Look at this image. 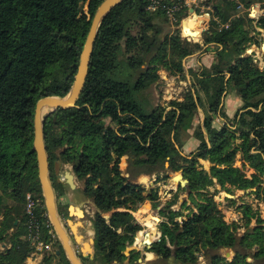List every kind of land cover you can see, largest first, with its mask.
<instances>
[{"label": "trees", "instance_id": "1", "mask_svg": "<svg viewBox=\"0 0 264 264\" xmlns=\"http://www.w3.org/2000/svg\"><path fill=\"white\" fill-rule=\"evenodd\" d=\"M102 1L0 0V184L17 204L1 214L0 243L5 248L0 252V264H24L33 251L30 244L21 239L27 233L21 224L26 219L20 218L18 206L24 202L27 193H32L42 200L40 214L45 213L32 152L35 104L41 98L64 97L69 92L90 21ZM148 2L124 0L107 15L98 31L85 86L76 106L56 110L44 121L50 181L57 193L63 183L58 182L55 174L56 150L64 141L71 146L77 145L74 154H63V162L71 163L75 176L85 181L87 197L97 210L92 219L96 259L89 263L95 260L96 264H139L140 254L125 256L123 252L126 246L133 245L142 230L132 212L145 200L154 203L157 189L144 196V187L133 183L129 177L159 174L166 162L171 170L178 171L184 169L179 161L193 164L198 160L208 161L212 164L209 172L194 173L198 180L203 182L205 179L204 188L214 183L222 187L232 185L239 190L257 187V198L264 200V69L254 64L251 55L245 54L244 43L252 40L244 23L252 20L233 18L231 14L235 7H247L252 1L220 0L222 7L213 8L218 23L211 21L212 31L205 34V30L203 36L204 44L215 46L216 66L213 70L201 68L184 101L178 106L172 105L175 109L169 111L165 108L149 110L135 100V95L148 89L158 78L152 68L145 69L143 65H161L172 74L183 75L182 60L202 46L183 41L179 30L161 42L159 31H154L152 22L155 16L163 15L147 13ZM86 3L85 14L82 8ZM252 14L260 17L264 12L253 8ZM205 22L209 27V18ZM221 25L228 27L219 28ZM175 26H179V22ZM258 27L264 29V19L258 22ZM121 42L125 46V55L130 54L123 68H119L117 60ZM167 57L171 60L168 66L165 63ZM126 67L136 72L135 77L132 78L129 71L126 80L118 79ZM229 88L243 105L228 130L224 127L216 131L211 114H219L227 126L230 122L221 106ZM201 95L207 101V111L202 128L195 134L199 146L188 160L181 156L176 146L182 150L179 135L192 128L197 106L203 108ZM105 119L110 120L112 127L105 125ZM236 134L242 144L231 155L238 152L244 155L254 171L250 179L236 175L231 161L225 164L226 158L218 159L229 141L236 140ZM124 156H127L129 177L121 176L119 170ZM222 164L224 169L217 168ZM191 185L195 188V182ZM190 199L197 213L181 223L172 219L161 222L160 245L152 252L166 261L171 255V246L176 249V258L184 259L186 264H197V251L191 247L201 244L205 249L206 264H226L218 254L221 249L232 250L236 264L264 261V249L251 255V262L246 261L244 245L249 236L237 237L230 231L211 198L196 201L190 196ZM244 213L248 217L247 226L250 212ZM47 222L48 218L40 215L42 239H48L49 231H53L51 225L47 227ZM10 230L13 234L7 248L3 235ZM251 231L264 237V227H255ZM255 244L254 240L248 248ZM53 245L61 246L57 238Z\"/></svg>", "mask_w": 264, "mask_h": 264}, {"label": "rangeland", "instance_id": "2", "mask_svg": "<svg viewBox=\"0 0 264 264\" xmlns=\"http://www.w3.org/2000/svg\"><path fill=\"white\" fill-rule=\"evenodd\" d=\"M202 1L209 6V9H204L203 11H201V9H197L195 11L196 17H201L203 15L209 14L210 20L213 21V18H215L213 16V8L222 7L220 0ZM251 1L252 3L247 7L244 5L235 7L231 14L233 15V18L242 17L252 20V22L245 21L244 23V28L249 33L248 37L252 40L250 43H244L246 47L245 54L251 55L254 64L257 65L260 69H264V50L262 49V46H264V29L258 27V22L260 23V21L264 19V15L255 17L254 14H252L253 8L256 10H262L264 12V2H258V0ZM82 10L85 14L87 13V3L83 5ZM188 17L190 16L186 15L184 19H187ZM182 22L180 26L176 28L169 25L167 21L163 19V17L155 16V18H153L152 24H154V31H159L158 37L160 38L161 42H163L166 38L169 39L174 31L179 30L178 34L183 41H187L189 43H197L202 47L194 54L182 60V66L184 70L183 75L172 74L170 70H166V67L161 65L151 66L147 63L143 65V68L145 69L152 68V72L156 73L158 76L156 82L153 83L148 89L141 91V93H139L138 95H135V100H137L138 102L140 101L139 103H141L143 107L145 105V107L149 110L161 108H165V110H170L173 108L175 109V107H172V105L178 106L184 101L185 95L187 94L188 90L192 88V84H194L196 81L195 74L198 73L203 67L213 70L214 66H216L214 57L215 46L204 44L205 35H202V38L198 39V36L194 34L195 39L198 40L194 41L190 39V36H192L191 32H193L191 29H195L194 27L199 25L201 22L198 23L197 21L193 20H186L183 22V24ZM202 22L204 25H206L205 21ZM212 28L213 27L209 22V27L207 28L205 34H209L208 32H211ZM186 37L189 39V41L185 39ZM125 52V46L123 42H121L120 51L117 54L119 68H123V63L130 55H125ZM170 61V58L167 57L165 62L167 66L170 65ZM197 63H199V65ZM129 71L132 74V78H134L136 72L128 70L127 67L122 69V74L117 76V78L120 80H126V74ZM234 95L240 100V106L242 107V100L236 95V93H234ZM201 96L203 100V108L197 106V114L193 118L192 128L186 132L180 133L179 138L182 145V150H180L178 147L176 148L180 152L181 156L183 158H188V160H191L189 157L190 154L194 153L199 146V141L197 140L195 134L198 128H202L205 118V112L207 111V101L203 97V95ZM224 97H226V94ZM226 108L229 116L231 117L233 115L231 119L227 117V119L230 121H228V126L224 123L226 121L225 119L218 118L219 114H211L213 127L216 131H220L224 127H226V129L228 130L235 122V115L239 110L234 113L233 107L227 106ZM104 123L107 127H112L108 119H105ZM235 137L236 140L229 141L226 150L220 157H218V159L226 158L225 164L231 161L232 167L237 171L236 175H244L245 178L250 179L254 171L250 169L248 162L244 159V155L240 152L231 155L232 151L242 144V140L238 138V134H236ZM76 147L77 145L71 146V144H69L67 141H64V144L58 147L56 150L58 160L55 163V174L57 175L58 182H63L61 191L59 193L55 191L56 206L58 208L59 217L65 230L68 232V234L70 233L69 235L71 245L73 246L74 250L79 252L82 251V248L84 247L86 251V255H84V257L89 256L91 260H93V258L96 259V255L95 249L92 247L93 243H91L94 238L92 219L94 218L95 212L97 210L91 199L87 197L85 181L79 180L75 176L71 163L66 164L63 162V154H66L67 152L69 154H74L77 151ZM179 164L182 168H186V170L183 169L181 171L179 169L178 171H173L169 167V164L166 162L164 164L163 171H161L159 174L149 175L150 178L148 180L140 183L138 181L139 177L134 178L130 176V173L128 172L127 156L121 158L119 163L121 176H130L129 179L133 183L139 185L143 184L142 186L144 187V196L149 191L157 189V200L154 203L150 202L149 200H145L142 203L138 204V209L135 212H132L133 217L142 227V230L137 234L133 245L125 247V250L123 251L125 253V256H129V254L131 253L140 254L139 260L141 261L138 262L139 264H147L149 262H154L155 264H186V261L184 259L176 258V249L174 247L170 246L171 255L170 258L166 261L162 260L161 257L158 256L155 252H152V250L153 248H158L160 245L161 233L159 232V224L161 222H170V219H172L173 221L181 223L188 217H191L193 214L197 213V210L194 204H192V200L190 199V196H193L196 201H199L203 198H211L215 202L218 212L223 217L222 220L229 226L230 231H233L235 235H237V237L249 236L245 241L246 245H244V253L247 256L246 261L251 262L252 258L250 256L255 254L257 251L264 249V237H262V235L255 231H251L255 227H264V200L261 201L257 198V195L259 193L257 192V187H254L252 189L239 190L232 185L226 184L222 187L221 185L214 183L211 186L204 188L203 186L205 184V179L203 180V182L201 180H198L194 173L200 170L209 172L212 166L211 163L205 160H198L194 164L192 162L185 161H179ZM217 168L224 169L225 165H218ZM64 170H68L74 177V188H70L67 184L64 183ZM182 180H187L188 184L186 186H180L178 182ZM215 181L216 179L213 180V182ZM192 182H195V188H192ZM3 190L4 188L2 184H0V220L2 218L1 214L6 211L7 208L17 206L15 201L10 198V193ZM227 195H229L230 197H227ZM174 200H176L175 204L172 205V202ZM18 207L20 208V218L25 217L24 202L21 203ZM69 207H72V211L75 210L82 212L83 216L79 217L75 214H68ZM244 211L250 212V220L247 226L246 223L248 221V217H246ZM103 216L108 217L109 214H103ZM257 220H260L261 223L259 224ZM15 224H18V221H16ZM21 224L26 228L27 231L26 220H23ZM71 224L75 225V233L71 228ZM150 224L152 226H149ZM53 232L54 231L50 230V237L48 239H42L44 244L53 245L52 239L56 238ZM197 232L200 238V231L197 230ZM11 234H13L12 230L3 235V241L7 245V248L11 243ZM21 239L25 240L28 244L31 243L28 232L25 234V236H22ZM254 240L256 241V244L248 248V246ZM146 241L150 242L151 245L149 247L145 245ZM167 246L169 247L168 244ZM4 248L5 245L0 243V252L3 251ZM191 248V250L197 251L195 252V258L198 260L196 263L206 264L204 259L206 258L205 249H202L201 244L192 245ZM218 254L225 260L226 264H236L234 261L235 254L232 250L221 249ZM101 259L102 258L100 256L99 260ZM83 260L86 261L85 264H96L95 260L92 263H89L86 258H83ZM62 261H64V258H62ZM36 262V260H30L27 262V264H36ZM258 264H264V261H259Z\"/></svg>", "mask_w": 264, "mask_h": 264}, {"label": "water", "instance_id": "3", "mask_svg": "<svg viewBox=\"0 0 264 264\" xmlns=\"http://www.w3.org/2000/svg\"><path fill=\"white\" fill-rule=\"evenodd\" d=\"M123 1L124 0H103L96 9L90 21L89 31L86 35L81 53L79 55L77 72L69 92L64 97L48 96L41 98L36 102L34 108L32 152L35 154L37 178L43 198V206L46 217L48 218L49 223L52 226L58 241L60 242V245L66 253L69 264H82V262L78 258L70 243L69 236L62 224V221L59 217L58 208L56 206V196L50 181L48 155L46 152L45 137L43 132L44 121L51 113L56 110H67L76 106L85 86L90 59L100 26L107 15ZM263 47L264 46H262V49ZM204 135L207 140L206 134ZM180 170L182 171L183 169ZM64 175L65 179L63 181H65L70 186V188H74V177L72 174H70L68 170H64ZM178 184L180 186H186L188 181L182 180L178 182ZM227 197L230 196L227 195ZM72 210V207L68 208L69 214H72ZM82 216L83 213L79 212V217ZM145 244L148 247L151 245L148 241H146ZM140 261L141 260L138 262Z\"/></svg>", "mask_w": 264, "mask_h": 264}, {"label": "built area", "instance_id": "4", "mask_svg": "<svg viewBox=\"0 0 264 264\" xmlns=\"http://www.w3.org/2000/svg\"><path fill=\"white\" fill-rule=\"evenodd\" d=\"M174 3H163L162 0H149L146 5L145 11L149 14H158L161 13L163 18L167 21V23L173 27H179L183 19L186 15H196L195 11L197 9H209V6L203 2L202 0H174ZM238 7V6H237ZM209 20V14H207ZM179 22V26H175V24ZM211 22V20L209 21ZM212 22H217L216 18H213ZM227 28L228 25H221L219 28ZM186 40L189 39L186 37ZM25 204V219H26V227L29 238L31 240L30 246L35 250L31 254V258L37 254L46 244L42 241V226L40 224V215L41 217H46V213H41L42 209V200L32 194L27 193L24 199ZM47 227L50 226V223L47 222Z\"/></svg>", "mask_w": 264, "mask_h": 264}, {"label": "crops", "instance_id": "5", "mask_svg": "<svg viewBox=\"0 0 264 264\" xmlns=\"http://www.w3.org/2000/svg\"><path fill=\"white\" fill-rule=\"evenodd\" d=\"M200 20V21H199ZM206 19H203V18H199V19H197V20H195V21H199L198 23H200L199 25H197L196 27H197V29H196V27H194L195 29H191L193 32H191V34H192V36H190V39L191 40H194V41H196V40H198L199 38H202V35H203V33H204V31L205 30H207V28L208 27H206V25H204L203 24V22L202 21H205ZM210 21V20H209ZM206 23V22H205ZM209 25V24H208ZM182 26V25H181ZM194 34L196 35V36H198V39H195V36H194ZM198 65H199V63H197ZM225 99H223V101H222V106H224V112H225V108L228 106V107H233V110H234V113L235 112H237L238 110H240V108H241V104H240V100L238 99V98H236L235 97V95H234V92L229 88L228 89V91H227V95H226V97H224ZM226 116L229 118V119H231V117L233 116H229V114H228V112H227V108H226ZM219 119H222V118H220V117H218ZM224 123H226V121L224 122ZM213 124V123H212ZM150 178V176L149 175H140L139 176V182L140 183H143V181H145V180H148ZM63 183V182H62ZM64 183L65 184H67L65 181H64ZM68 185V184H67ZM143 185V184H142ZM69 186V185H68ZM70 187V186H69ZM72 214H75L76 216H79V211H73V212H71ZM71 228H72V230L74 231V233H75V225H72L71 224ZM67 232V231H66ZM67 234H68V232H67ZM70 234V233H69ZM68 234V236H69V239H70V235ZM55 237H56V235H55ZM57 238V237H56ZM76 238V237H75ZM77 239V238H76ZM78 240V239H77ZM77 242V241H76ZM70 243H71V240H70ZM91 243H93V245H92V247L94 248V238H93V240L91 241ZM146 245V244H145ZM73 247V246H72ZM82 247H83V245H82ZM81 248V247H80ZM74 249V248H73ZM87 250V249H86ZM75 251V253L77 254V256H79V257H81V258H86L88 261H90L91 260V258L88 256V257H84V255H86L85 254V249H84V247L82 248V251H76V250H74ZM83 252V253H82ZM37 263V262H36Z\"/></svg>", "mask_w": 264, "mask_h": 264}, {"label": "flooded vegetation", "instance_id": "6", "mask_svg": "<svg viewBox=\"0 0 264 264\" xmlns=\"http://www.w3.org/2000/svg\"><path fill=\"white\" fill-rule=\"evenodd\" d=\"M109 120V119H108ZM110 122V120H109ZM69 214V212H68ZM54 242V239H52ZM32 248V247H31ZM4 250V249H3ZM32 252L30 253L29 257L26 259L24 264H27L28 261H37L36 264H66L68 262L66 253L62 246L57 247L54 245H48L46 244L45 247H43L35 256L31 258V254L35 252V250L32 248ZM40 257V258H39ZM62 258H64V261H62ZM82 264H85L86 261L83 260V258L79 257ZM69 263V262H68Z\"/></svg>", "mask_w": 264, "mask_h": 264}, {"label": "bare ground", "instance_id": "7", "mask_svg": "<svg viewBox=\"0 0 264 264\" xmlns=\"http://www.w3.org/2000/svg\"><path fill=\"white\" fill-rule=\"evenodd\" d=\"M199 18L208 19V16L207 15H203L201 17H198V16L196 17V15L191 14L190 17H188L187 19H184L183 22L186 21V20H193V21H195V20H197ZM183 22H182V24H183ZM149 226H152V225L150 224Z\"/></svg>", "mask_w": 264, "mask_h": 264}]
</instances>
